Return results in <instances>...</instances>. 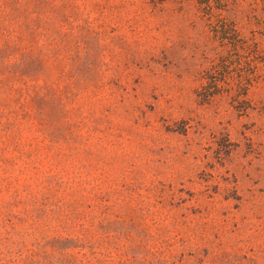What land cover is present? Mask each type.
Segmentation results:
<instances>
[{
	"label": "rangeland",
	"instance_id": "obj_1",
	"mask_svg": "<svg viewBox=\"0 0 264 264\" xmlns=\"http://www.w3.org/2000/svg\"><path fill=\"white\" fill-rule=\"evenodd\" d=\"M0 264H264V0H0Z\"/></svg>",
	"mask_w": 264,
	"mask_h": 264
}]
</instances>
